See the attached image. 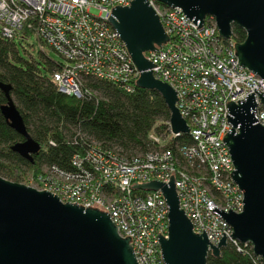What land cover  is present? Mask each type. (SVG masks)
Returning a JSON list of instances; mask_svg holds the SVG:
<instances>
[{"label": "built area", "instance_id": "1", "mask_svg": "<svg viewBox=\"0 0 264 264\" xmlns=\"http://www.w3.org/2000/svg\"><path fill=\"white\" fill-rule=\"evenodd\" d=\"M133 0H0L3 35L26 39L33 30L41 49L52 48L64 60L54 80L62 92L81 97L85 76L91 75L133 92L140 77L132 56L109 19L112 8ZM163 23L169 40L145 53L154 76L171 85L180 98L177 107L187 121L190 143L176 154L165 148L174 134L152 133L159 148L135 157L103 150L98 143L73 158L75 169L45 168L29 178L63 202L78 203L110 213L123 237L131 244L139 264H167L160 238L168 237L169 205L162 191H146L135 185L175 180L180 206L196 233H205L214 245L223 238L240 252L253 246L231 235L233 227L213 208L243 211L244 192L232 180L234 163L223 141L232 128L227 104L255 91L264 92V79L239 64L233 35L224 38L213 16L198 27L178 7L149 0ZM136 83V84H135ZM255 109L264 125V105L258 92ZM29 175V174H28Z\"/></svg>", "mask_w": 264, "mask_h": 264}, {"label": "water", "instance_id": "2", "mask_svg": "<svg viewBox=\"0 0 264 264\" xmlns=\"http://www.w3.org/2000/svg\"><path fill=\"white\" fill-rule=\"evenodd\" d=\"M168 7L181 8L198 27L207 16L216 20L220 34L230 39L233 25L246 32L235 45L239 64L264 79V0H157ZM117 5L109 17L125 42L140 72L137 85L155 90L170 109L172 132L188 133L190 127L177 107V91L157 79V66L145 53L155 51L170 38L160 16L149 0L129 1ZM159 50V49H157ZM7 97L1 106L6 121L24 137L12 146L22 157L34 161L41 149L30 134L24 118L10 94L11 86L0 82ZM258 92L264 105V92L255 91L246 98L227 104L232 128L223 141L234 163L232 180L244 192L243 211L236 213L213 208L232 227V236L253 246L254 254L264 259V125L255 109ZM146 191H162L169 205L168 237L160 238L167 264H208V256L219 257L226 238L218 245L210 243L205 233H196L180 206L175 180H153L137 184ZM132 237L120 235L110 213L78 203L63 202L48 190L9 180L0 175V264H139L131 244Z\"/></svg>", "mask_w": 264, "mask_h": 264}, {"label": "trees", "instance_id": "3", "mask_svg": "<svg viewBox=\"0 0 264 264\" xmlns=\"http://www.w3.org/2000/svg\"><path fill=\"white\" fill-rule=\"evenodd\" d=\"M163 5V4H162ZM26 37L33 30L25 29ZM246 32L233 25L236 42L245 39ZM17 38L3 35L0 30V82L11 86L10 94L20 110L28 131L41 144L30 161L12 149L24 137L10 127L1 106L7 97L0 88V175L22 183L30 173H39L54 166L74 170L73 158L84 155L89 145L98 143L103 150L135 157L159 148L150 138L152 133L169 132L170 109L163 96L139 87L128 92L118 85L95 76H85L83 95L62 92L54 73L65 64L49 58L45 50L39 58L20 55ZM52 49V48H51ZM53 50V49H52ZM189 133L172 137L165 148L176 154L183 143H190ZM208 264H264L251 246L240 252L228 244L219 257L209 254Z\"/></svg>", "mask_w": 264, "mask_h": 264}, {"label": "rangeland", "instance_id": "4", "mask_svg": "<svg viewBox=\"0 0 264 264\" xmlns=\"http://www.w3.org/2000/svg\"><path fill=\"white\" fill-rule=\"evenodd\" d=\"M21 43L18 44V51L20 55L25 57L26 59H32V58H39L40 51H41V45L39 40L35 35H31L26 39L20 40ZM45 52L47 56L55 61H64L63 58L54 50H52L50 47L45 46ZM35 173H30L26 179L22 183L36 187V183L32 181L30 176H36ZM30 177V178H29ZM39 189V188H38Z\"/></svg>", "mask_w": 264, "mask_h": 264}]
</instances>
